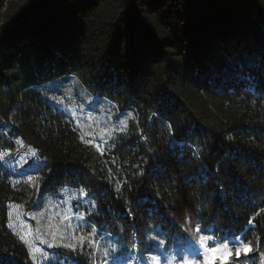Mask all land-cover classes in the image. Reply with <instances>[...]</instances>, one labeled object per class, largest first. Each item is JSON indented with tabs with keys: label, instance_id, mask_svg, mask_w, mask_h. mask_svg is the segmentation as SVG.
I'll use <instances>...</instances> for the list:
<instances>
[{
	"label": "trees",
	"instance_id": "1",
	"mask_svg": "<svg viewBox=\"0 0 264 264\" xmlns=\"http://www.w3.org/2000/svg\"><path fill=\"white\" fill-rule=\"evenodd\" d=\"M71 102L127 124L101 148ZM18 137L45 163L31 187L0 159V264H37L12 205L65 190L88 242L43 264L144 263L201 236L264 264V0H0V156Z\"/></svg>",
	"mask_w": 264,
	"mask_h": 264
},
{
	"label": "rangeland",
	"instance_id": "2",
	"mask_svg": "<svg viewBox=\"0 0 264 264\" xmlns=\"http://www.w3.org/2000/svg\"><path fill=\"white\" fill-rule=\"evenodd\" d=\"M71 88V87H70ZM68 98L75 100L74 92L68 89ZM69 99H65L68 101ZM94 109L86 107L84 104H76L72 109L73 114L81 120V132L83 138L99 147H103L107 135L114 128H122L127 124V117L114 119L113 113L118 112L114 103L105 102ZM114 111V112H113ZM0 159L12 171V182L14 184L27 183L31 187L39 184L40 170L45 163L44 158L29 144L25 143L21 137L15 139V147L12 151L3 152ZM78 195L74 191H64L63 196L47 202L43 205L36 203L28 207L24 204L12 205L10 209V224L13 229L24 237L28 244L32 256L37 264H43L53 256V250L59 244L75 242L72 237L82 233L81 217L74 212L72 201ZM209 240L207 247H202L198 242L189 240L186 247L160 250L154 257H159V264H245L248 254L241 255L239 259H221L227 250L237 245V237L221 239L213 236L206 237ZM212 247L221 251L213 253ZM38 249V250H37ZM153 258V257H152ZM264 262V257L260 256ZM249 261V260H248ZM247 263V262H246ZM110 264H154L152 259L141 262L137 258L131 260H119L115 258Z\"/></svg>",
	"mask_w": 264,
	"mask_h": 264
},
{
	"label": "snow or ice",
	"instance_id": "3",
	"mask_svg": "<svg viewBox=\"0 0 264 264\" xmlns=\"http://www.w3.org/2000/svg\"><path fill=\"white\" fill-rule=\"evenodd\" d=\"M11 226V225H10ZM197 231H200L199 229H197ZM89 236L91 235V233L88 234ZM21 239L23 240L24 237L21 236ZM72 239L75 241L73 243H67V244H63L61 245L62 247H66L69 250H76L77 248H83V246H85V244L88 242V236L86 235H79V236H73ZM199 244L202 247H207L209 245V240L206 237L201 236L200 240H199ZM38 250V249H37ZM213 253H218L221 250L219 248L216 247H212L210 249ZM253 251L252 247L247 244V243H243L239 240H237V245L234 247V250L229 249L227 250V252L221 256V259H225V258H235V259H239L241 257V255H247L249 252ZM154 261V264H159V257H153L151 258ZM186 264H192L191 261H186Z\"/></svg>",
	"mask_w": 264,
	"mask_h": 264
}]
</instances>
